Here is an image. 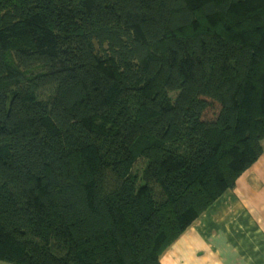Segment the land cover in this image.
Listing matches in <instances>:
<instances>
[{
  "label": "trees",
  "instance_id": "trees-1",
  "mask_svg": "<svg viewBox=\"0 0 264 264\" xmlns=\"http://www.w3.org/2000/svg\"><path fill=\"white\" fill-rule=\"evenodd\" d=\"M263 141L264 0H0V261L161 264Z\"/></svg>",
  "mask_w": 264,
  "mask_h": 264
},
{
  "label": "crops",
  "instance_id": "crops-1",
  "mask_svg": "<svg viewBox=\"0 0 264 264\" xmlns=\"http://www.w3.org/2000/svg\"><path fill=\"white\" fill-rule=\"evenodd\" d=\"M260 158L162 254L161 264H264V141Z\"/></svg>",
  "mask_w": 264,
  "mask_h": 264
},
{
  "label": "rangeland",
  "instance_id": "rangeland-1",
  "mask_svg": "<svg viewBox=\"0 0 264 264\" xmlns=\"http://www.w3.org/2000/svg\"><path fill=\"white\" fill-rule=\"evenodd\" d=\"M0 264H11V263H7V262L0 261Z\"/></svg>",
  "mask_w": 264,
  "mask_h": 264
}]
</instances>
